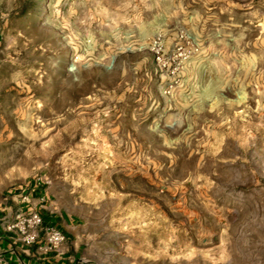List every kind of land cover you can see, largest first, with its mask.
Here are the masks:
<instances>
[{
  "label": "rangeland",
  "instance_id": "1",
  "mask_svg": "<svg viewBox=\"0 0 264 264\" xmlns=\"http://www.w3.org/2000/svg\"><path fill=\"white\" fill-rule=\"evenodd\" d=\"M30 182L84 264H264V0H0V210Z\"/></svg>",
  "mask_w": 264,
  "mask_h": 264
},
{
  "label": "built area",
  "instance_id": "2",
  "mask_svg": "<svg viewBox=\"0 0 264 264\" xmlns=\"http://www.w3.org/2000/svg\"><path fill=\"white\" fill-rule=\"evenodd\" d=\"M41 193L42 190L37 183L30 182L26 185L19 194L15 195L23 206L11 215H0V229L13 243L19 244L22 248L28 249L40 244L37 249L46 253L58 250L66 237L55 225L45 222L42 212L33 207L32 199Z\"/></svg>",
  "mask_w": 264,
  "mask_h": 264
},
{
  "label": "crops",
  "instance_id": "3",
  "mask_svg": "<svg viewBox=\"0 0 264 264\" xmlns=\"http://www.w3.org/2000/svg\"><path fill=\"white\" fill-rule=\"evenodd\" d=\"M21 205L19 203L18 207ZM10 207L4 206L0 215L11 214ZM45 222L60 229L66 239L58 250L43 253L33 245L28 249L13 243L9 236L0 229V264H84L78 259L81 239L76 235V229L62 215L41 211Z\"/></svg>",
  "mask_w": 264,
  "mask_h": 264
}]
</instances>
